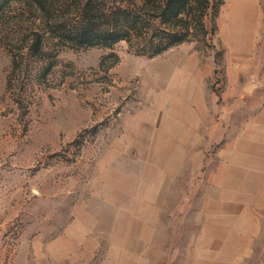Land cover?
Returning a JSON list of instances; mask_svg holds the SVG:
<instances>
[{
    "label": "rangeland",
    "instance_id": "1",
    "mask_svg": "<svg viewBox=\"0 0 264 264\" xmlns=\"http://www.w3.org/2000/svg\"><path fill=\"white\" fill-rule=\"evenodd\" d=\"M38 16L26 26L42 30ZM204 24L203 40L154 57L46 36L58 53L43 63L1 33L0 264L225 261L210 257L225 245L198 243L205 178L244 128L264 146V0H223ZM189 126L204 142L172 147ZM179 152L190 176L168 175ZM258 219L256 241L229 264H264V209Z\"/></svg>",
    "mask_w": 264,
    "mask_h": 264
},
{
    "label": "trees",
    "instance_id": "2",
    "mask_svg": "<svg viewBox=\"0 0 264 264\" xmlns=\"http://www.w3.org/2000/svg\"><path fill=\"white\" fill-rule=\"evenodd\" d=\"M222 4L223 0H0V36L5 33L14 50L26 48L41 63L51 54L55 60L58 53L48 52L54 48L44 44L46 36L56 41L53 47L125 42L133 53L154 57L182 43L203 40L208 10ZM33 13H38L42 30L26 26L30 20L25 14ZM53 63H46L39 76L46 79ZM13 67L20 70L17 57Z\"/></svg>",
    "mask_w": 264,
    "mask_h": 264
},
{
    "label": "crops",
    "instance_id": "3",
    "mask_svg": "<svg viewBox=\"0 0 264 264\" xmlns=\"http://www.w3.org/2000/svg\"><path fill=\"white\" fill-rule=\"evenodd\" d=\"M198 130V126L175 129L172 132V147L191 149L196 147L197 142H204ZM177 154L181 156H174L173 161L168 163V169L172 171L168 175L190 176L189 173L181 174L180 169L191 162L185 153ZM217 154L223 158L205 178L208 197L201 210L198 243L205 246L225 245L220 257H210L229 264L237 261L239 251L244 248L239 249L238 244H253L262 227L258 213L264 209V146L255 144L251 131L244 128ZM200 249L202 251L204 247ZM209 251L218 253L220 250ZM199 253L202 255L203 252Z\"/></svg>",
    "mask_w": 264,
    "mask_h": 264
}]
</instances>
